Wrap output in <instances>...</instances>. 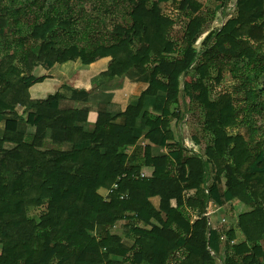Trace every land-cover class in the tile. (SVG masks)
Here are the masks:
<instances>
[{
	"label": "trees",
	"instance_id": "16d2710c",
	"mask_svg": "<svg viewBox=\"0 0 264 264\" xmlns=\"http://www.w3.org/2000/svg\"><path fill=\"white\" fill-rule=\"evenodd\" d=\"M39 2L17 6L18 0H0V264H217L218 258L223 264H264V149L243 135L228 134L227 127L237 123L233 96L225 93L212 101L207 84L212 70L217 69L220 81L233 61L246 62L248 74L264 73L258 46L264 43V0H239L238 17L214 32L205 28V18L197 13L201 5L192 0H129V23L116 25L108 41L93 33L78 35V17L66 3L36 16L24 31L22 17L32 8L43 10ZM169 2L189 17L180 44L170 36L173 21L160 7ZM207 31L202 50L196 49ZM105 57L111 58L110 77L130 74L148 84L136 105L114 111L103 104L88 130L78 125L87 122L88 107H35L39 102L30 89L47 78L36 75L37 69L77 60L90 65ZM191 72L183 91L204 106V130L211 134L202 155L189 154L169 128L182 78ZM256 89L244 90L250 104L259 98ZM147 97L154 98L160 115L143 110ZM71 100L88 102L89 94L73 90ZM260 106L264 111V100ZM146 127L150 143L134 150L138 164L131 165L125 149ZM152 145L167 153L153 155ZM144 164L154 166L153 177L133 180ZM209 166L215 171L211 185ZM222 175L228 182L223 192ZM116 182L105 200L99 190ZM29 187L35 189V202L24 193ZM234 199L251 209L238 217L244 240L237 244L233 230L212 228L203 215L209 201L224 205ZM33 205H46L38 219L27 214ZM188 208L197 210L200 219L191 223ZM151 219L161 227L147 231L137 226ZM122 220L136 236L131 249L110 233ZM112 254L123 256V262L112 261Z\"/></svg>",
	"mask_w": 264,
	"mask_h": 264
},
{
	"label": "rangeland",
	"instance_id": "374dc122",
	"mask_svg": "<svg viewBox=\"0 0 264 264\" xmlns=\"http://www.w3.org/2000/svg\"><path fill=\"white\" fill-rule=\"evenodd\" d=\"M24 1L27 3L30 0H18V4L16 5H23ZM192 1L201 5V8L197 13L198 15H201L205 18L207 23L205 28L209 31H217L221 29L229 19L238 17L240 4L239 0ZM5 3L9 4L8 0H5ZM65 3L67 4V7L72 9L74 16L78 17L75 18L76 24L74 25L76 26L78 35L81 36L91 37L90 33H93L95 38L108 41L112 36L113 28L116 25H125L130 21V18L127 14V11L129 10V0H40L39 5L36 6H42L43 10H38V8L30 9V12L28 13L29 16L22 17L24 20L23 30H28L29 23H32L36 16L42 18V16L58 10L59 7L63 6ZM160 7L162 9V13L173 21V26L170 30V36L172 39H174V41L177 40V44H180L181 39L184 37L185 29L189 22V17L186 15V12H181L175 3H163L160 5ZM209 31L200 35L194 45L196 49L202 50V41ZM79 40H81V38H79ZM79 40H77L75 43L79 45L83 44L82 41L80 42ZM90 41L96 42L98 39H90ZM258 46H261L259 55L261 59L264 60V43ZM1 56H3V53H0V59L2 58ZM77 61V63L74 65V68L76 65L77 67H80V65L86 66L80 60ZM232 63L236 64L232 65L230 63L227 65V67L223 68L224 71L220 81L215 79L217 76V69L212 70V78L207 81L210 89L209 97L212 101H215L220 95L231 93L233 96L234 107L238 112H236L237 123H233L226 129L228 134L243 135L247 140H253L252 146L260 143L264 149V111L260 106L262 100H264V97H262L261 94V90L264 87V73H260L259 70H254L255 72L248 74L249 69H246L248 64L243 60L233 61ZM218 67L223 66L218 65L216 68ZM41 73V69H37L35 71L36 75H40ZM110 73L111 72H108V74ZM192 76L193 73L191 72L189 75L182 78L181 88L178 95L179 104L174 108L176 113L169 118V128L171 131H173L175 140L183 143L185 146L183 147L188 151L189 154L193 153L202 155L205 151L206 145L211 141V134L204 130V106L191 101L183 91L184 82H190L192 80ZM249 86H255V88H257L256 94L257 97H259L251 104L250 102L246 101L244 95L245 88ZM23 111L24 108L22 106H17L18 113H23ZM0 126H2V124ZM139 145L140 147L144 146V143H141L139 140L137 146ZM137 159L135 158L136 161H138ZM214 177L215 171L213 170L212 166H209V181L207 185H211L215 179ZM227 187V179L224 175H222L220 178L219 189H221L223 192ZM107 190V188H101L99 192L106 198ZM207 191L208 189H206V193H208ZM261 191L264 193V187H261ZM24 193L31 201H36V192L33 187L27 188L24 190ZM106 199L107 201L109 200L108 198ZM210 204L211 206H208V208L209 211L213 212L215 226L219 227V229L225 231L226 233L231 231L229 230L230 228L237 227L238 217L241 213L246 210H251L237 199L227 202L224 205H216L214 201L210 202ZM45 209L46 205H33L27 208V214L31 218L38 219L44 212H46ZM238 235H241V233L238 232ZM238 235L236 234V237ZM223 240L224 243L227 242L226 237H223ZM243 240V236L241 238L238 237L237 239L238 242H242ZM237 241L234 242L237 244ZM1 250L2 246L0 245V254ZM211 253L214 254V252ZM177 259L178 255L176 256V260Z\"/></svg>",
	"mask_w": 264,
	"mask_h": 264
},
{
	"label": "crops",
	"instance_id": "0c3cea01",
	"mask_svg": "<svg viewBox=\"0 0 264 264\" xmlns=\"http://www.w3.org/2000/svg\"><path fill=\"white\" fill-rule=\"evenodd\" d=\"M110 61V57H105L97 60L93 64L86 66L80 65V67H77L76 65V67L74 68V65L78 62L77 61L56 65L49 70L41 69L42 73L40 75H46V80L42 83L35 84L30 89L32 99L39 102V104H37L35 107L54 109L69 106H74L76 108L88 107L90 108V112L88 114L87 122L78 124L82 125L85 130H88L93 128L96 124L99 116V109L103 104L108 102L114 111H125L127 107L136 105L141 97L142 92L147 89L148 84L141 80H138L137 77L130 76V74L124 75L123 77H110L108 74ZM73 90H84L88 92L89 101L73 102L71 100ZM153 104L154 98L147 97L143 110H147L150 113L160 115L161 109H158V107H155ZM33 130L34 129H30V131ZM148 131V127L141 129V134L139 135L137 143L134 146L127 147L125 149V153L129 156L130 159L129 164H138V161H136L135 157H132V155L135 152L134 150L137 147H140V145L137 146L139 140L141 141V143H144V146L150 143L146 137ZM166 153L167 149L165 147L152 145L153 155L161 156L165 155ZM142 169H145L147 171V178L153 177L155 172V168L153 165L144 164L143 166H141L140 170ZM152 202L155 206H158L159 198H152ZM210 202L212 201L208 202L203 215L207 217L208 224L212 228H219L214 224L215 220L213 212L209 211L208 206H211ZM171 206L176 207L175 200H172ZM187 210L191 219V223H194L195 221L200 219L197 210L192 208H188ZM163 218L166 220L164 214ZM127 223L128 222L126 220L118 222L110 229V233L118 236L121 243L131 249L134 246L136 236L132 231H130V227L126 226ZM153 225L161 227L160 223L156 219H151L150 223L148 224L139 222L137 226L141 229L150 231L152 230ZM229 230H233L235 235H238V232H240L238 227H232ZM103 232L104 230L99 228L97 234L102 235ZM238 237L241 238L242 233L241 235H238L233 240V242L237 241ZM127 256L132 257V252L130 251ZM176 256L177 255H175V257ZM110 259L114 262H123L124 257L112 254L110 256ZM217 261L218 264H223V261L221 259L218 258ZM171 262L174 263L176 262V260L173 258L171 259Z\"/></svg>",
	"mask_w": 264,
	"mask_h": 264
},
{
	"label": "built area",
	"instance_id": "2783aa9c",
	"mask_svg": "<svg viewBox=\"0 0 264 264\" xmlns=\"http://www.w3.org/2000/svg\"><path fill=\"white\" fill-rule=\"evenodd\" d=\"M122 176H124V175H122ZM122 176H121V177H122ZM121 177H120V178H121ZM144 177H147V172L142 170V171H140L138 174H133L131 178H132L133 180H136V179L144 178ZM120 178H119V179H120ZM118 185H119L118 182H116V183H115L110 189L107 190V193H106V196H107V197H106V198H108V195H109L110 193H112L113 190L116 189V188L118 187ZM207 192H208V191H207ZM124 197H126V196H125V195H121V196H120L121 199H124ZM106 198H105V200H107Z\"/></svg>",
	"mask_w": 264,
	"mask_h": 264
}]
</instances>
